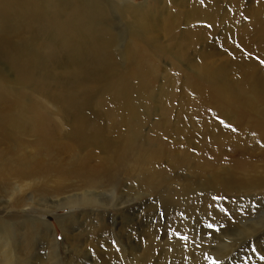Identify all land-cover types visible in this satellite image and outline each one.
Returning a JSON list of instances; mask_svg holds the SVG:
<instances>
[{
  "label": "rangeland",
  "instance_id": "rangeland-1",
  "mask_svg": "<svg viewBox=\"0 0 264 264\" xmlns=\"http://www.w3.org/2000/svg\"><path fill=\"white\" fill-rule=\"evenodd\" d=\"M130 1L147 7L153 0ZM255 1L245 0V6L253 10ZM30 2L47 14L50 29L45 41L56 51L45 70L50 68L56 81L71 76L77 70L60 60H68L60 44L63 37L69 38L56 30L66 20L62 10L105 8L93 0ZM102 12L100 28L116 29L112 13ZM217 14L220 31L209 43L220 52L215 51L211 60L227 66L225 79L237 83L245 69L235 65L234 46L226 38L233 16L229 3L219 2ZM159 18L165 22L169 15ZM17 35L13 39L19 51L26 42ZM157 37L161 47L170 50V38ZM201 46L196 49L203 50ZM164 54L156 60L158 74L140 73L131 80L134 108L141 79L151 92V108L142 116L135 111L129 115L141 118V138L113 182L93 184L56 171L35 178L8 175L6 170L31 157L35 138L26 137L6 151L0 162V264H264V145L256 143L254 128L256 122L264 124V82L254 92L241 94L239 109L207 103L212 133L224 136L232 147L213 152L204 122L186 120L182 112L195 92L189 83L198 70L181 64L176 53ZM243 65L264 78V45ZM54 87L50 83L48 94ZM24 90L29 98L43 102L51 117L66 116L48 94ZM24 101L23 94L19 103ZM67 199L75 202L67 204Z\"/></svg>",
  "mask_w": 264,
  "mask_h": 264
},
{
  "label": "bare ground",
  "instance_id": "bare-ground-1",
  "mask_svg": "<svg viewBox=\"0 0 264 264\" xmlns=\"http://www.w3.org/2000/svg\"><path fill=\"white\" fill-rule=\"evenodd\" d=\"M30 1L0 0V162L9 148L15 149L12 145L22 144L26 137L35 138L31 157L9 171L4 168L8 175L35 178L56 171L93 184L113 182L141 138V118L129 115L135 111L142 116L151 108V92L142 79L138 107L134 108L131 80L140 73L158 74L156 60L164 53H176L181 64L198 70L197 78L189 83L195 92L182 111L184 118L204 122L208 148L213 152L232 148L224 136L212 133L206 105L211 101L217 108L234 105L239 109L243 105L241 94L254 92L263 84L264 78L254 76L250 65L243 63L264 45V0L255 1L253 10L245 6V0H153L147 7L133 6L130 0H93L105 9L90 12L65 7L62 11L67 21L56 30L69 36L60 44L68 60H60L77 71L60 81L49 75L50 68H44L56 52L45 41L50 29L48 16ZM219 2H228L233 11L225 31L234 46L235 65L245 69L237 83L225 79L227 66L211 60L215 51L220 52L209 43L220 31ZM102 11L112 13L116 29L100 28ZM163 14L169 15L165 22L159 18ZM193 22H202V26L188 27ZM15 34L18 39L21 34L26 42L19 51ZM157 34L170 38V50L161 47ZM199 45L204 49L197 50ZM173 66L181 70L179 65ZM10 73L12 79L8 78ZM72 78L73 84L68 82ZM52 82L54 92L48 94ZM24 88L48 94L66 116L51 117L47 106L26 96ZM23 94L25 101L19 103ZM254 126L259 137L256 143L264 145V124L256 122ZM243 160L249 163L248 158ZM65 202L72 205L75 201Z\"/></svg>",
  "mask_w": 264,
  "mask_h": 264
}]
</instances>
